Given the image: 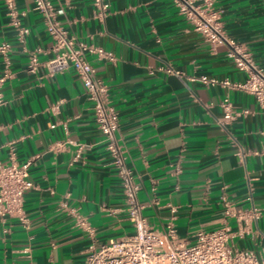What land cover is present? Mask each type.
Instances as JSON below:
<instances>
[{"label":"crops","instance_id":"0c3cea01","mask_svg":"<svg viewBox=\"0 0 264 264\" xmlns=\"http://www.w3.org/2000/svg\"><path fill=\"white\" fill-rule=\"evenodd\" d=\"M52 0L78 40L113 52L88 54L119 115L117 138L139 186L149 224L173 221L181 238L226 223L230 245L264 258V105L245 89L206 84L203 76L243 83L249 71L236 44L264 69V0H214L224 39L198 30L175 0ZM30 28L17 39L0 0V163L31 161L24 196L28 226L0 220V264H86L91 246L134 231L121 179L74 67L50 70L53 40L32 0H16ZM38 64L30 69V56ZM248 110L225 126L222 100ZM54 125V126H53ZM223 196L236 216L224 214ZM254 209L256 212L254 213ZM77 214L87 226L77 223Z\"/></svg>","mask_w":264,"mask_h":264},{"label":"built area","instance_id":"2783aa9c","mask_svg":"<svg viewBox=\"0 0 264 264\" xmlns=\"http://www.w3.org/2000/svg\"><path fill=\"white\" fill-rule=\"evenodd\" d=\"M32 1L34 8L43 15L47 32L53 40L54 55L46 62L47 66L50 70H60L72 65L92 101L95 120L113 157V163L121 179L128 217L134 227L132 234L119 240L91 246L87 252L86 264H264V258L258 256L256 252L236 249L230 245L232 233L227 223L214 230H198L192 239L179 237L172 220L162 231L149 224L143 212L145 206L138 197L139 186L116 135L119 115L111 104L108 87L96 77V69L87 57L88 54H94L99 58L115 61L114 53L103 47L82 42L69 34L58 19L52 0ZM175 1L180 11L193 19L198 30L213 39H224L220 12L215 8L214 0ZM4 3L10 22L16 28L18 41L25 43L30 28L21 21V15L24 13L18 10L16 0H4ZM94 3L99 10V16L105 18L109 3L106 0H94ZM232 46V54L239 68L249 71L248 79L236 84L228 79L218 80L203 76L202 81L206 84H222L245 89L264 105V69L259 68L249 53L240 46L236 44ZM9 48L7 42H0V53L4 57L8 55ZM37 64V53L33 52L30 56V69H35ZM8 76L7 72L0 74V102L2 88ZM221 106L224 112L220 120L222 126L238 116L249 113L248 110L237 111L228 97L222 100ZM30 164L31 161L23 164L0 163V220L13 217L24 226H28L24 196L34 187V183L29 179ZM223 202L225 216H236L234 206L226 196H223ZM77 223L80 226H87L86 219L79 214Z\"/></svg>","mask_w":264,"mask_h":264}]
</instances>
